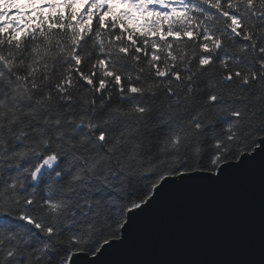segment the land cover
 Here are the masks:
<instances>
[{
  "label": "snow or ice",
  "instance_id": "obj_1",
  "mask_svg": "<svg viewBox=\"0 0 264 264\" xmlns=\"http://www.w3.org/2000/svg\"><path fill=\"white\" fill-rule=\"evenodd\" d=\"M0 100V264H143L158 194L264 187V0H0Z\"/></svg>",
  "mask_w": 264,
  "mask_h": 264
},
{
  "label": "water",
  "instance_id": "obj_2",
  "mask_svg": "<svg viewBox=\"0 0 264 264\" xmlns=\"http://www.w3.org/2000/svg\"><path fill=\"white\" fill-rule=\"evenodd\" d=\"M163 191V190H162ZM158 204L136 225L131 246L114 258L143 264H223L237 258L250 235L264 229V187L259 179L157 196Z\"/></svg>",
  "mask_w": 264,
  "mask_h": 264
},
{
  "label": "clouds",
  "instance_id": "obj_3",
  "mask_svg": "<svg viewBox=\"0 0 264 264\" xmlns=\"http://www.w3.org/2000/svg\"><path fill=\"white\" fill-rule=\"evenodd\" d=\"M7 107H9L8 103L6 101L0 100V121H2L4 116L6 115V113L3 112V109L7 108ZM2 135H3V133H0V136H2Z\"/></svg>",
  "mask_w": 264,
  "mask_h": 264
}]
</instances>
